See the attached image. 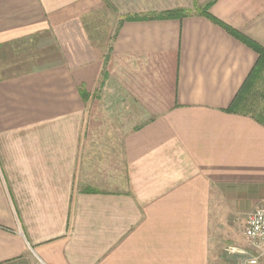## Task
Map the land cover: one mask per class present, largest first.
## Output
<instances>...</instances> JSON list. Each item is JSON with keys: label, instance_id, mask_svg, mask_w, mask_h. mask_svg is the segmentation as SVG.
I'll return each mask as SVG.
<instances>
[{"label": "crops", "instance_id": "0c3cea01", "mask_svg": "<svg viewBox=\"0 0 264 264\" xmlns=\"http://www.w3.org/2000/svg\"><path fill=\"white\" fill-rule=\"evenodd\" d=\"M205 7L264 49V0H0V264H248L264 62Z\"/></svg>", "mask_w": 264, "mask_h": 264}, {"label": "built area", "instance_id": "2783aa9c", "mask_svg": "<svg viewBox=\"0 0 264 264\" xmlns=\"http://www.w3.org/2000/svg\"><path fill=\"white\" fill-rule=\"evenodd\" d=\"M243 236L249 247L255 252L247 260L248 264H256L259 257L264 256V205L257 206L247 216ZM228 253H244V251L228 248ZM37 264H47L38 258Z\"/></svg>", "mask_w": 264, "mask_h": 264}, {"label": "rangeland", "instance_id": "374dc122", "mask_svg": "<svg viewBox=\"0 0 264 264\" xmlns=\"http://www.w3.org/2000/svg\"><path fill=\"white\" fill-rule=\"evenodd\" d=\"M185 13V11H183ZM183 12L181 14H183ZM234 227L230 229L231 231V235L226 236L230 237L232 239L233 244H229V242H226L227 239L225 240L224 243H222L219 246V251H220V255L223 257H229L230 255H228L229 253L226 251L228 248H244L245 246V238L242 234V224L240 223V221H236L233 223ZM244 242V243H243ZM247 247V246H246ZM255 255V254H254ZM230 260V259H229ZM228 264H244L243 260H231L232 263H230V261ZM258 264H264V256H261V258L259 259V263Z\"/></svg>", "mask_w": 264, "mask_h": 264}, {"label": "trees", "instance_id": "16d2710c", "mask_svg": "<svg viewBox=\"0 0 264 264\" xmlns=\"http://www.w3.org/2000/svg\"><path fill=\"white\" fill-rule=\"evenodd\" d=\"M203 14H205L207 17H209L210 19H212L216 24L222 26L226 31H228L230 34L234 35L235 37H237L238 39H240L241 41H243L244 43L248 44L249 46H251L252 48H254V50H256L259 54V59H258V63H257V68H259L261 66V64L264 62V49L257 47L256 45L250 43L249 41H247L246 39H244L242 36H240L239 34H237L234 30L228 28L227 26H225L224 24H222L220 21L216 20L215 18H213L208 12H207V7L202 9ZM182 13V12H181ZM182 15H186V13L183 12ZM254 68L257 69V68ZM239 97V94L238 96Z\"/></svg>", "mask_w": 264, "mask_h": 264}]
</instances>
